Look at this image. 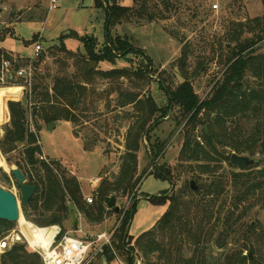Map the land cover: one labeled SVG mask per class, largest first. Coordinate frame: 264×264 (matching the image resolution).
Returning a JSON list of instances; mask_svg holds the SVG:
<instances>
[{"label":"trees","instance_id":"trees-1","mask_svg":"<svg viewBox=\"0 0 264 264\" xmlns=\"http://www.w3.org/2000/svg\"><path fill=\"white\" fill-rule=\"evenodd\" d=\"M131 1L132 6H123L122 0H98L97 7L104 9L107 17L102 49H98V39L93 36H80L75 31L62 35L59 46L55 48L66 53L67 57L74 59L77 55L66 48V40H78L85 47L86 56L79 54L75 62L76 72H67V62L61 61L60 70L56 73H51L50 69L48 76H37L35 73L27 92V106L21 100L8 102L11 121L6 125L5 135L0 141L1 152L9 156L24 146L23 161L13 163L7 160L23 171L28 184L37 187L29 206H23L25 218L40 227H62L69 219L72 207L89 224L99 225L112 214L120 219L124 210H107L106 199L112 195L121 196L125 189L131 195L137 189L145 175V172L141 176L138 174L140 149L146 140L150 146V158L155 160L159 156L163 146L159 140L153 141L152 134L170 115V121L179 126L185 124L179 176L175 178L171 168L158 166L153 173L157 178L169 181L172 187L180 184L184 188H191L190 184L194 181L199 187L195 191L199 199L187 206L181 196L177 197L176 193L169 195L168 191L163 196L149 197L152 204L168 207L155 226L137 238L129 233L136 213L135 202L125 212L116 231L114 250L105 248L104 258L111 262L121 257L125 264H135L137 259L142 264H264V257L260 253L253 260L245 255L247 242H252V239L257 244H264V228L246 222L245 216L253 205L264 207V54L252 50L243 55L251 44L264 40V29L253 40H242V35L252 29L247 30L246 25L240 24V33L226 36L227 44L221 45L223 75L204 101L191 85H180L172 92L165 91L161 85L169 103L159 106L152 96L144 97L142 94L152 81L149 77L150 60L134 47L126 35L114 36V27L133 21L138 25L149 24L165 19L171 13L178 15L179 24L183 27L193 22L200 24L203 20L197 11H192L188 16L187 6L185 9L175 6L174 0H152L151 4L149 0ZM11 32L2 29L0 43ZM232 42L235 47L229 48L227 45ZM191 53V47L185 46L182 61L179 62L181 70L187 69ZM130 54L148 60L147 70L141 67L136 70H88L89 61L115 65L118 59H127ZM3 57L12 61L9 55L0 50V63ZM45 58L46 54H43L39 60ZM34 66L36 69V62ZM97 76L115 84L122 79L130 81L132 88L126 90L119 87L115 91L119 93L118 106H133L136 116L127 131L118 176L114 180L102 177L94 202L89 204L76 177H66L60 162L48 163L43 159L38 146V133L29 130L28 110L29 107L37 110L32 116L38 132L41 131L38 120L49 124H75L87 112L88 87L93 86ZM46 77L51 78L52 85H47ZM91 91L94 93V88ZM8 96L19 95L11 92ZM205 126L210 136L205 133ZM198 129L201 130L200 134H197ZM86 149L90 150L91 146ZM233 154L254 158L256 164L248 171L237 172V167L230 162ZM201 160L206 164L199 165ZM184 163H190L188 168L196 174L187 175ZM185 175L188 179L183 180ZM5 182L10 183L6 176ZM249 198H253L252 204L240 211V205ZM236 212L240 213L236 215ZM15 226L14 223L0 220V233L11 231ZM251 251L256 256L254 246ZM0 264H43V261L38 254H31L24 246L17 244L0 254Z\"/></svg>","mask_w":264,"mask_h":264},{"label":"rangeland","instance_id":"rangeland-1","mask_svg":"<svg viewBox=\"0 0 264 264\" xmlns=\"http://www.w3.org/2000/svg\"><path fill=\"white\" fill-rule=\"evenodd\" d=\"M97 1L62 0L58 2V7L55 10L49 11L50 0H0V27L6 31H12L11 34L6 35L3 46L8 52L23 56L19 62L18 60L15 62L16 67L28 65V58L33 56L38 35L43 34L41 43L46 58L36 61L35 73L37 76H48V69L51 70V73H56L60 70L59 62L61 61L67 62L69 66L67 72L70 74L76 72L74 65L78 60V55L81 54V48H85L84 45L78 40H66V48L77 55V58L74 59L67 57L66 53L58 51L55 46H59V38L62 35L75 31L81 34L80 36L87 35L97 38L98 49H102L106 38L107 17L106 11L97 7ZM149 1L151 4L152 0ZM159 1L153 0V2ZM173 2L175 6L184 9L187 6L188 16L189 13L192 14V11H197L203 21L200 24L193 22L183 27L179 24L178 15L171 13L165 19L149 24L138 25L134 21L123 23L114 27L112 32L114 36L124 37L126 35L133 42L134 47L143 52L150 60L149 77L152 81L149 88L142 94L144 97L152 96L159 106H167L169 103L167 97H165L166 92L164 93L161 89V85L164 86L167 92H172L180 85H191L201 101H204L223 75L221 45L227 44L226 36L229 33H240V24L246 25L247 30L252 29V31H247L242 35V40H253L254 36L264 29V0H174ZM214 4L219 5L218 10L213 9ZM122 5L132 6V1L122 0ZM257 19H260V21H256ZM172 34H175L178 38L176 39ZM185 46L191 47L192 53L187 60V69L181 70L179 62L182 61ZM227 46L233 48L235 43H228ZM252 50L258 52V54H264V40L251 44V47L243 55L250 53ZM83 56H86V53ZM126 58L118 59L115 65L108 62L97 63L95 69L131 68L136 70L135 68L141 67L140 69L147 70L149 62L141 56L130 54ZM179 76L183 82H180ZM46 83L48 86L53 84L49 77H46ZM130 84L127 79H122L115 84L97 76L93 86L88 87L87 112L81 115V119L77 123L55 122L51 130L48 128L49 123L39 120L38 124L41 131L36 130L35 119L32 116L34 110L29 107V130L38 133V146L42 150L43 159L48 163L60 162L66 177H76L78 179L83 196L90 195L93 191L90 186L92 179L103 177L104 179L114 180L119 174L122 156L125 152L127 131L134 121L136 113L133 106L125 108L118 106L119 93L115 90L119 87L126 90L132 88ZM10 87L16 88L11 91ZM24 87L23 82L17 80L6 87L9 90L5 91V95L8 96L9 93H14V91L19 93L23 91L24 95H27L29 89L26 91ZM1 88L3 87L1 86ZM93 88L95 91L91 93ZM22 97L23 95L18 97L8 96L6 97V103L8 105L10 100L18 101ZM167 118L152 134L154 135L153 141L159 140L163 146L161 153L155 160H152L148 154V151H150L149 143L145 140L139 152L138 170L139 176L143 175L144 172L145 175H143L140 185L134 190L133 194H127L126 196L122 194L117 197V202L123 208L129 200H132L131 207L136 202V213L129 230L130 235L133 237H137L148 228L153 227L162 218L166 207H168L152 204L148 200L149 197L163 196L167 191L169 195H173L181 188L182 191L179 196L182 197V202L187 206H191L193 200L199 199L192 188H184L180 184L172 187L169 181L159 179L153 173L156 170L155 167L158 166L171 168L173 176L175 178L179 176L178 164L180 163L182 140L185 135V124L179 126L174 121L169 120L170 115ZM2 120L1 117L0 141L5 135L7 125H1ZM200 133L201 130L198 129L197 134ZM87 146H91L88 151ZM24 149V146H20L17 151L9 156L3 155L0 149V158L4 159L3 161L9 167L8 171L0 167V186L16 196L23 221L31 223L37 229L59 227L61 234L58 241L65 235L72 234L79 221L83 223V230L89 237L110 232L111 229L121 226L122 222L119 221L120 219L117 221V217L114 215L111 216L109 221H104L99 225L88 224L85 218L72 207H70L72 210L70 217L63 223L62 227L58 225L40 227L27 220L21 205V191L16 186L15 179L11 174L12 169L18 168V166L9 163L7 160L10 159L13 163L23 161V158H25ZM202 160H205V158ZM202 160L198 163L199 165L206 164ZM189 164L184 163V167H187V175L196 174L188 168ZM250 168L242 171H248ZM236 171L240 172L241 170L237 168ZM187 175L182 179H188ZM5 176L10 180L9 184L5 182ZM203 178L207 179L206 176ZM252 202L253 198H249L248 201L240 205L239 210L248 208ZM193 212L195 214V210ZM239 213L236 212V215ZM245 216L246 222L255 224L260 229L264 228V207L262 205H253ZM19 228V223H16L15 228L11 231L0 233V241L10 232L18 231ZM252 243H255L254 239H252V242H247L248 249L245 251V255H248L251 260L257 257L259 253L264 257V244L255 243L254 245ZM21 245L29 253L36 254L26 243ZM229 246L231 247V245ZM252 246L256 248V256L251 251ZM215 251L218 253V250ZM103 254L100 253L92 261V264H99L101 259H105Z\"/></svg>","mask_w":264,"mask_h":264},{"label":"built area","instance_id":"built-area-1","mask_svg":"<svg viewBox=\"0 0 264 264\" xmlns=\"http://www.w3.org/2000/svg\"><path fill=\"white\" fill-rule=\"evenodd\" d=\"M60 1L62 0H50L49 11L55 10ZM213 9L218 10L219 5L214 4ZM42 38L43 34H39L38 40L35 43L33 56L29 58L28 65L15 68L11 60L4 59L1 61L0 88L1 86L6 88L17 80L23 82L26 91L31 88L35 76L34 64L40 59L44 52L41 43ZM20 95H24V92L22 91ZM5 105V112L3 113V122L1 125L9 124L8 122L11 120L10 111L6 102ZM31 131L33 132V130ZM101 182L102 177H96L90 181V186L93 191L90 195H84L87 203L92 204L94 202L96 189ZM131 204L132 200H129L124 208L120 206V210H124L123 215L120 217V222H122L125 212L131 207ZM19 225L20 228L18 231L14 230L10 232L0 241V254H4L11 250L17 244L26 243L34 253L42 258L43 264H92V261L97 258L100 253H103L105 248L114 250L113 239L116 231L120 227L117 226L110 232L99 233L90 237L82 228H78L74 233L65 235L60 241H58V237L61 234V229L57 227L58 231L52 242L48 246H43L42 244L32 245L28 237L23 233L20 222ZM116 258L119 259L118 257ZM120 262L125 264L122 261ZM135 264H142V262L137 259Z\"/></svg>","mask_w":264,"mask_h":264},{"label":"water","instance_id":"water-1","mask_svg":"<svg viewBox=\"0 0 264 264\" xmlns=\"http://www.w3.org/2000/svg\"><path fill=\"white\" fill-rule=\"evenodd\" d=\"M85 48H81V54H85ZM44 52L42 53V55ZM97 66V62L95 61H89V67L88 70H95ZM177 70V69H176ZM180 82H183L182 78L179 76ZM16 87H10V90H14ZM22 89V88H21ZM22 104L24 106L28 105V97L27 95H23L22 99ZM34 113L37 112L36 109L33 111ZM166 118L165 120H167ZM55 125L54 122L50 123L48 128H51ZM204 130L207 135H209L208 127L205 126ZM210 136V135H209ZM231 164L235 167H237L240 170H246L256 164V160L254 158H251L249 156H240L237 154H233L231 156L230 160ZM12 176L15 179L16 186L20 189L21 191V205L22 206H29L30 201L32 198L35 196L37 192V187L35 185L28 184L27 182V177L23 173V171L19 168H14L12 169L11 172ZM191 187L193 190L197 191L198 187L196 186V183L194 181L191 182ZM182 189L179 188L177 190V196L181 193ZM127 189L124 190L123 196L127 195ZM106 205L108 210L114 209L116 212L120 211L119 206L117 205V196L112 195L111 197L106 199ZM21 218V213L18 205V201L16 196L11 193L10 191H6L0 186V220L7 221L10 223H19ZM104 264H108L107 261H104Z\"/></svg>","mask_w":264,"mask_h":264},{"label":"bare ground","instance_id":"bare-ground-1","mask_svg":"<svg viewBox=\"0 0 264 264\" xmlns=\"http://www.w3.org/2000/svg\"><path fill=\"white\" fill-rule=\"evenodd\" d=\"M7 90L9 89L0 88V119L1 117L3 118V113L5 112L6 105L4 103V97L7 96L5 95L6 93L5 91ZM14 93H17L19 95L21 94V92L19 93L16 91H14ZM3 160L2 158H0V167L8 171L9 167L7 163ZM20 224H21L23 233L28 237L32 245L42 244L43 246H46V245L48 246L52 242L54 236L56 235L58 231L57 227H54L51 229H37L31 223L23 221V219L21 218H20Z\"/></svg>","mask_w":264,"mask_h":264},{"label":"crops","instance_id":"crops-1","mask_svg":"<svg viewBox=\"0 0 264 264\" xmlns=\"http://www.w3.org/2000/svg\"><path fill=\"white\" fill-rule=\"evenodd\" d=\"M0 13H1V11H0ZM3 28L2 27H0V32H1V30H2ZM79 34V33H78ZM79 35H81V34H79ZM68 40H72V39H68ZM73 40H75V39H73ZM72 40V41H73ZM4 41V40H3ZM3 41L0 43V50L1 51H3L4 52V54H7V55H9L10 57H11V59H12V61H13V64H14V66H16L15 65V62H17V60H18V62L21 60V58L23 57L22 55H20V54H13V53H11V52H8L5 48H4V46H3ZM66 42V41H65ZM69 51H71V50H69ZM73 52V51H72ZM74 53V52H73ZM44 54H45V50H44ZM5 58L3 57L2 58V60H4ZM9 60V59H8ZM28 60H29V58H28ZM95 70H100V71H107V70H103V69H100V68H97V69H95ZM7 97V96H6ZM6 97L4 98V100H5V102H7V99H6ZM117 205L119 206V208H120V205H119V203L117 202ZM108 210V209H107ZM166 210H167V207H166ZM166 210L164 211V213L166 212ZM164 213H163V215H164ZM79 215H81L80 213H79ZM112 215H114L115 217H116V215L115 214H112ZM112 215H110V217L109 218H107L105 221L107 222V221H109L110 220V218H111V216ZM82 216V215H81ZM117 221H118V218L116 219ZM89 224V223H88ZM155 226V225H154ZM153 226V227H154ZM59 228V227H58ZM78 228H82L83 229V223L82 222H80L79 221V223H78V225H77V227L75 228V230L76 229H78ZM152 228V227H151ZM151 228H148L146 231H148V230H150ZM114 229V228H113ZM113 229H111V230H113ZM74 230V231H75ZM74 231H73V233H74ZM146 231H144V232H146ZM142 234V233H141ZM140 234V235H141ZM140 235H138L137 237H139ZM137 237H135V238H137ZM41 258V257H40ZM42 259V258H41ZM120 259V258H119ZM119 259H114V260H112L111 262H108L106 259H101V262L99 263V264H104V261H107L108 262V264H122L120 261H122L121 259L119 260ZM123 262V261H122Z\"/></svg>","mask_w":264,"mask_h":264},{"label":"flooded vegetation","instance_id":"flooded-vegetation-1","mask_svg":"<svg viewBox=\"0 0 264 264\" xmlns=\"http://www.w3.org/2000/svg\"><path fill=\"white\" fill-rule=\"evenodd\" d=\"M206 133V132H205ZM240 170V169H239ZM242 171V170H241ZM191 185V184H190ZM192 186V185H191ZM197 186V185H196ZM198 187V186H197ZM192 188V187H191ZM199 189V188H198ZM176 196H177V192H176ZM177 197H179V196H177Z\"/></svg>","mask_w":264,"mask_h":264}]
</instances>
